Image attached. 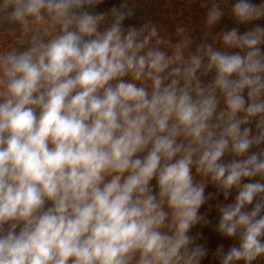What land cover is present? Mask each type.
I'll return each mask as SVG.
<instances>
[{
  "label": "clouds",
  "instance_id": "clouds-1",
  "mask_svg": "<svg viewBox=\"0 0 264 264\" xmlns=\"http://www.w3.org/2000/svg\"><path fill=\"white\" fill-rule=\"evenodd\" d=\"M104 2L0 0V264H202L198 225L264 261V2L199 37Z\"/></svg>",
  "mask_w": 264,
  "mask_h": 264
},
{
  "label": "trees",
  "instance_id": "trees-1",
  "mask_svg": "<svg viewBox=\"0 0 264 264\" xmlns=\"http://www.w3.org/2000/svg\"><path fill=\"white\" fill-rule=\"evenodd\" d=\"M122 0H105V2L97 7V11H104L110 9L114 4L119 5ZM140 12H137V16L143 15L145 18H150L156 22L161 29L169 34L175 33V28L177 25L183 23L187 25L192 31L193 34L197 37L201 36L204 31V13L205 9L200 6V0H135ZM254 4H260L264 0H251ZM142 21L139 19L126 20L125 24H139ZM256 24L264 27V20L256 21ZM226 25L228 28L237 27L241 32L248 30L253 25H237L230 18H224L221 21V26ZM243 183L249 182L247 180L242 181ZM215 189L209 185L206 188V194L214 192ZM236 195L235 190L229 196L227 201L223 200V196L220 195L211 203L215 205L218 202L230 203L234 200ZM208 212V217L212 220L213 225L218 220V213L215 210V207L209 209L208 205H204L201 208V212ZM193 234L197 231L202 232V238L198 241L199 243H206V246L209 248V256L206 257L202 264H219V259H213L212 252L215 251L217 247L221 244L224 245L225 250L233 243H236L235 240L229 239L226 237H221L218 233L213 230L212 226H207L201 229L198 225L193 230ZM242 264V262H241ZM254 264H264V261L254 262Z\"/></svg>",
  "mask_w": 264,
  "mask_h": 264
}]
</instances>
